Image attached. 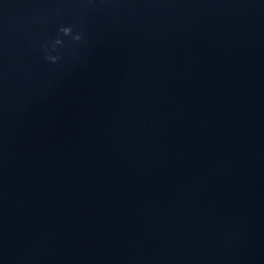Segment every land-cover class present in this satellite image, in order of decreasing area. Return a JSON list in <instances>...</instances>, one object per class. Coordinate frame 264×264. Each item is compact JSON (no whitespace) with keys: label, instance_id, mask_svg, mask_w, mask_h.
<instances>
[{"label":"water","instance_id":"95a60500","mask_svg":"<svg viewBox=\"0 0 264 264\" xmlns=\"http://www.w3.org/2000/svg\"><path fill=\"white\" fill-rule=\"evenodd\" d=\"M0 175H264V0H0Z\"/></svg>","mask_w":264,"mask_h":264},{"label":"clouds","instance_id":"9594fccd","mask_svg":"<svg viewBox=\"0 0 264 264\" xmlns=\"http://www.w3.org/2000/svg\"><path fill=\"white\" fill-rule=\"evenodd\" d=\"M61 33H63L64 35L68 36V35H72V28L71 27H62L60 29ZM73 39L79 41L81 39V35L78 33L76 34ZM61 41L57 40V43H60ZM46 59L52 63H56L57 60L59 59L57 56H47Z\"/></svg>","mask_w":264,"mask_h":264}]
</instances>
